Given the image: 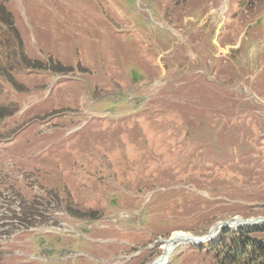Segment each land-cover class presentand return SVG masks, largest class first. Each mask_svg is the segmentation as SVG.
Segmentation results:
<instances>
[{"label": "rangeland", "instance_id": "1", "mask_svg": "<svg viewBox=\"0 0 264 264\" xmlns=\"http://www.w3.org/2000/svg\"><path fill=\"white\" fill-rule=\"evenodd\" d=\"M0 7V264H259L264 0Z\"/></svg>", "mask_w": 264, "mask_h": 264}, {"label": "trees", "instance_id": "2", "mask_svg": "<svg viewBox=\"0 0 264 264\" xmlns=\"http://www.w3.org/2000/svg\"><path fill=\"white\" fill-rule=\"evenodd\" d=\"M3 20L5 21L0 12V21L5 23ZM2 117H4V115H1L0 118ZM244 228L245 227H241L237 232H232L230 236H226L228 229H225V234H223L218 240V245L224 246V249L227 248L225 252L226 257L230 256L231 258H234V256L238 257V255L242 256L248 254V256L253 257L254 260H258L257 262L259 264H264V239H255L250 235L251 233L257 232L259 229ZM227 237H229V243H226L228 239Z\"/></svg>", "mask_w": 264, "mask_h": 264}, {"label": "bare ground", "instance_id": "3", "mask_svg": "<svg viewBox=\"0 0 264 264\" xmlns=\"http://www.w3.org/2000/svg\"><path fill=\"white\" fill-rule=\"evenodd\" d=\"M242 218L236 217L234 218V221L230 224V227L236 226V224L240 223ZM260 221H264V218H260ZM259 221V222H260ZM220 228V227H217ZM206 237V236H205ZM204 237L199 236H193L188 232H174L163 244V253L159 255L152 263L150 264H167L168 257L175 248L177 243H182L184 241L199 243L204 241Z\"/></svg>", "mask_w": 264, "mask_h": 264}, {"label": "water", "instance_id": "4", "mask_svg": "<svg viewBox=\"0 0 264 264\" xmlns=\"http://www.w3.org/2000/svg\"><path fill=\"white\" fill-rule=\"evenodd\" d=\"M260 218H257V219H252V220H246L245 222H248V223H254V222H256V221H258ZM234 221V219H232V220H228V221H225V222H222V223H220L219 225H217L216 227H225V226H228V225H230L232 222ZM241 222H244V221H241ZM215 227V228H216ZM205 239V238H204ZM203 239V240H204Z\"/></svg>", "mask_w": 264, "mask_h": 264}]
</instances>
